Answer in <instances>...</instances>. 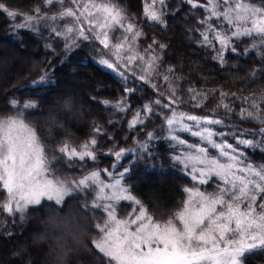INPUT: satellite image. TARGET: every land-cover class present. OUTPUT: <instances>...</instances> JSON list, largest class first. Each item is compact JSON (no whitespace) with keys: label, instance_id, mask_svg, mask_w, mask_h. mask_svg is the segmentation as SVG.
Wrapping results in <instances>:
<instances>
[{"label":"snow or ice","instance_id":"snow-or-ice-1","mask_svg":"<svg viewBox=\"0 0 264 264\" xmlns=\"http://www.w3.org/2000/svg\"><path fill=\"white\" fill-rule=\"evenodd\" d=\"M183 2L200 25L194 30L200 39L193 43L213 53L214 61L225 64V55L237 54V43L243 39L251 41L245 51L258 49L264 57V0ZM45 3L58 5L56 14L48 15L50 9L39 6L31 13H19L8 10L5 3H0V12L21 20L12 25L14 29L37 31L43 26L65 51L78 48L82 42L92 44L101 57L97 63L122 81L124 96L111 107L121 114L130 131H143L144 139L136 140L131 148L113 143L103 153L114 159L110 168L92 171L78 180H54L49 178L51 162L36 131L19 113L0 120V190L7 193V200L0 202V213L15 223L17 215L23 219L28 207L40 205L42 200L60 205L73 191H91L93 207L106 213L104 223L95 225L102 236L93 241V248L108 264H243L247 255L264 252V164L252 163L247 155L248 149L264 151V94L240 96L215 89L211 93L195 87L185 89L180 87V77L174 75L173 68L161 73L162 57L155 49L167 46L153 40L141 48L140 42L146 38L141 25L166 26L168 0H141V19L130 15L116 0ZM196 11L205 15L195 17ZM47 47L53 50L52 44ZM50 85L45 71L29 86L41 89ZM144 89L150 90L153 98L132 112L128 98ZM183 92L187 93L186 99L180 95ZM217 96L215 107L207 115L195 114L205 110L206 103ZM237 101L242 105L238 112ZM10 103L15 106L19 101ZM101 103L110 105L107 100ZM22 107L33 109L37 105L28 101ZM64 107L71 108V101H66ZM233 116L241 123L257 126L241 128L225 123ZM156 119L161 123L146 130ZM103 137L114 140L104 129L94 126L89 141L78 146L64 144L57 152L69 163L95 162L101 154L98 138ZM157 141L166 142L171 167L191 182L190 187L181 189L186 198L180 210L164 221L149 215L123 183L130 168L122 160L130 153L136 154V160L155 159ZM208 185L213 188L211 192L207 191ZM122 201L132 205L126 219H118L116 214Z\"/></svg>","mask_w":264,"mask_h":264},{"label":"trees","instance_id":"trees-1","mask_svg":"<svg viewBox=\"0 0 264 264\" xmlns=\"http://www.w3.org/2000/svg\"><path fill=\"white\" fill-rule=\"evenodd\" d=\"M116 2L130 15L141 19V0ZM0 3H5L8 10L19 13H31L39 6L45 10L50 9L48 15H54L52 9L47 8L45 0H0ZM190 12L183 0H168L166 26L148 28L141 25L146 33V38L140 42L141 48L153 40L167 46L163 50L155 49L156 54L162 57L161 73H165L169 67L173 68L174 75L180 77V87L185 89L195 87L206 93L215 89L240 96L264 94V57L261 51H245L251 41L243 39L237 43V54L227 53L226 63L221 65L212 59L213 53L193 43L200 39L194 31L200 25ZM204 15L202 11L194 13L195 17ZM19 22V18L12 19L0 12V120L19 113L25 123L36 131L45 148V155L51 162L50 177L54 180H78L84 174L110 168L114 159L103 153H107L113 143L131 148L136 140L144 139L143 131H130L121 119V114L111 107V104L124 96L122 81L97 63L101 57L89 42H82L78 48L65 51L63 44L53 41L43 26L37 31L14 29L12 25ZM48 44H52L53 50L47 47ZM45 71L51 85L41 89L30 87V82L38 79ZM254 71L255 76L252 75ZM180 95L187 98L186 92ZM150 98H153L150 90H138L128 98L132 112ZM217 99L218 96L211 98L205 110H197L195 114L207 115L215 107ZM12 100L19 101V104L13 106L10 103ZM105 100L110 105L101 103ZM28 101L34 102L37 107L23 109V104ZM66 101H71V108L64 107ZM241 106L237 101V112ZM184 110L191 111L188 108ZM131 115V112L128 113L127 118L131 119ZM109 121L116 123L113 125ZM160 123L156 119L154 123L148 124L146 130H152ZM225 123L239 124L241 128L257 126L250 122L241 123L235 116L226 119ZM94 126L101 127L108 137L114 138L112 142L107 137L98 138V151L101 154L97 161L88 160L81 165L78 161L69 163L60 158L57 152L59 147L64 144L78 146L89 141ZM125 137L130 138L125 140ZM191 139L195 142V138ZM154 151L155 159L136 160V154L130 153L122 160V164L130 168L123 183L141 201L149 215L164 221L180 210L186 198L181 189L190 187L191 182L171 167L167 159L166 142L157 141ZM247 155L252 163L264 164V151L248 149ZM206 188L209 192L213 190L211 185ZM6 200V191L0 190V202ZM92 201L91 191L77 190L60 205L43 200L40 205L28 208L23 219L17 215L15 223L6 214L0 213V225H3L0 226V264H108L107 259L102 258L93 248V241L100 240L102 236L95 225L104 223L106 213L93 207ZM131 211L132 205L128 201H122L116 207L120 219L128 218ZM54 215L68 219L63 230L57 222L50 225L45 223ZM43 227L44 232L39 230ZM47 232L50 239H46V243L32 245V242L39 243L42 238L45 239ZM21 249L24 251L21 252ZM243 264H264V252L247 255Z\"/></svg>","mask_w":264,"mask_h":264},{"label":"rangeland","instance_id":"rangeland-1","mask_svg":"<svg viewBox=\"0 0 264 264\" xmlns=\"http://www.w3.org/2000/svg\"><path fill=\"white\" fill-rule=\"evenodd\" d=\"M47 8H51L52 9V13L53 14H55L57 11H58V9H59V6L58 5H56V6H50V5H47ZM47 14H48V12H47ZM27 56H25V57H23V59L25 60V58H26ZM16 58H18V57H16ZM19 60L21 61V58L19 57ZM2 120V119H1ZM49 178L50 179H52L50 176H49ZM71 194V193H70ZM43 201V200H42ZM33 206H35V205H33ZM33 206H29L28 208H30V207H33ZM69 219H71V218H69ZM118 219H120V218H118ZM68 219H65V218H63V217H58L57 215H54L50 220H49V218H48V220H45V223H49V225L50 224H55L56 222L57 223H59V226H61V227H59V228H61L62 230L64 229V226H65V221H67ZM45 223H44V225H45ZM56 225H58V224H56ZM44 229V227L43 228H39V230H43ZM42 232H44V230L42 231ZM48 232L46 233V236H45V239L44 238H42L40 241L41 242H39V243H33L32 242V245L33 244H44V243H46V239H50V237H48ZM32 241V240H31ZM33 241H35V239L33 238ZM45 245H47V244H45ZM48 248V247H47ZM22 251H24L23 249H21V252ZM41 253H44V252H42V251H40Z\"/></svg>","mask_w":264,"mask_h":264}]
</instances>
